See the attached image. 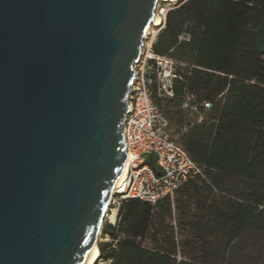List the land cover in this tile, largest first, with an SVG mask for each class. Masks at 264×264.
<instances>
[{
    "label": "water",
    "instance_id": "water-1",
    "mask_svg": "<svg viewBox=\"0 0 264 264\" xmlns=\"http://www.w3.org/2000/svg\"><path fill=\"white\" fill-rule=\"evenodd\" d=\"M159 1L0 0V264L85 263Z\"/></svg>",
    "mask_w": 264,
    "mask_h": 264
},
{
    "label": "trees",
    "instance_id": "trees-1",
    "mask_svg": "<svg viewBox=\"0 0 264 264\" xmlns=\"http://www.w3.org/2000/svg\"><path fill=\"white\" fill-rule=\"evenodd\" d=\"M151 51L176 63L171 97L148 75L151 100L201 175L172 198L121 200L98 259L226 264L242 236L264 237V0H176Z\"/></svg>",
    "mask_w": 264,
    "mask_h": 264
},
{
    "label": "built area",
    "instance_id": "built-area-1",
    "mask_svg": "<svg viewBox=\"0 0 264 264\" xmlns=\"http://www.w3.org/2000/svg\"><path fill=\"white\" fill-rule=\"evenodd\" d=\"M147 60L141 70V61L135 66L127 113L122 124V136L130 159L127 172L113 193L112 201L117 198V206L121 200L127 199L154 203L166 196L172 198L186 180L201 175L200 168L170 138L168 123L151 100L152 80L146 75V70L156 74L159 96L171 97L176 63L153 53ZM201 107L207 110L210 104L204 103Z\"/></svg>",
    "mask_w": 264,
    "mask_h": 264
},
{
    "label": "rangeland",
    "instance_id": "rangeland-1",
    "mask_svg": "<svg viewBox=\"0 0 264 264\" xmlns=\"http://www.w3.org/2000/svg\"><path fill=\"white\" fill-rule=\"evenodd\" d=\"M175 1H161L157 5L158 13L160 14V23L156 26H152V31L150 34L144 39V46H143V54L141 58V62L139 64L140 70L143 67V64H145L148 60L147 57L152 53L151 51V45L155 41L156 35L159 33V31L163 28V15L166 14V12L172 8ZM180 66H185L184 63H179ZM145 68V67H144ZM146 75H154L156 77V74L154 72H151L150 70H146ZM156 81V80H155ZM156 85L158 87V82H156ZM175 131V130H174ZM172 130V132H174ZM173 136H176V133H173ZM117 203L118 199L114 198V201H111L108 206V213L106 211L105 216L102 220V229L105 225L111 224L114 225L116 222V215H117ZM113 211H116L115 215V221L110 222L109 216ZM110 239L108 236L102 235V230L100 233V236L97 241V246L101 244L109 242ZM95 264H108L107 261L99 260L97 258V261ZM226 264H264V237L256 236L252 233H247L244 236H242L239 240H237L230 248V253L228 260Z\"/></svg>",
    "mask_w": 264,
    "mask_h": 264
},
{
    "label": "bare ground",
    "instance_id": "bare-ground-1",
    "mask_svg": "<svg viewBox=\"0 0 264 264\" xmlns=\"http://www.w3.org/2000/svg\"><path fill=\"white\" fill-rule=\"evenodd\" d=\"M161 1L171 2V1H176V0H160L159 2H161ZM159 2H158V4H159ZM153 20H154V22L150 26L147 36L152 31V26H156V25H158L160 23V14L158 13L157 6H156V12H155V16H154V19ZM144 45L145 44L143 42V46ZM142 51H143V47H142ZM142 54H143V52H142ZM141 58H142V56L140 57V60H141ZM140 60L138 61L137 64H139ZM132 85H133V83H132ZM132 85H131V89H132ZM129 159H130V155H126L125 160H124V163H123V166H122V169H121L119 175L117 176V178L115 179V181L113 183V186H112V188L110 190V193L108 195V198H107L108 206H109L110 202L113 199V193H115V188L121 183L122 179L124 178V176H125V174L127 172ZM108 206H106V208H105L106 211L108 210ZM115 212L116 211H113L112 210V213L108 217L110 222H114L115 221V215H116ZM107 213H108V211H107ZM100 233H101V230L99 229L98 230L97 237H96V242L93 244L92 249H91L90 253L88 254V257H87V259H86V261H85L84 264H95V262L97 261L98 254H99V249H98V246H97V241H98V238L100 236Z\"/></svg>",
    "mask_w": 264,
    "mask_h": 264
}]
</instances>
